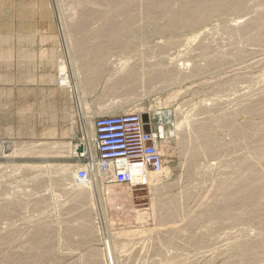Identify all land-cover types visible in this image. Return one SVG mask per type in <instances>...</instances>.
<instances>
[{"label": "rangeland", "instance_id": "obj_1", "mask_svg": "<svg viewBox=\"0 0 264 264\" xmlns=\"http://www.w3.org/2000/svg\"><path fill=\"white\" fill-rule=\"evenodd\" d=\"M14 1L54 27L62 56L25 80L0 64V87H16L0 264H264V0ZM129 112L158 134L162 170L143 187L78 181L81 132L91 146L97 117Z\"/></svg>", "mask_w": 264, "mask_h": 264}, {"label": "built area", "instance_id": "obj_2", "mask_svg": "<svg viewBox=\"0 0 264 264\" xmlns=\"http://www.w3.org/2000/svg\"><path fill=\"white\" fill-rule=\"evenodd\" d=\"M91 146L79 135L82 168L77 180L87 183L95 178L101 185L143 187L150 174L163 167L158 134L139 112L101 116L93 121Z\"/></svg>", "mask_w": 264, "mask_h": 264}, {"label": "crops", "instance_id": "obj_3", "mask_svg": "<svg viewBox=\"0 0 264 264\" xmlns=\"http://www.w3.org/2000/svg\"><path fill=\"white\" fill-rule=\"evenodd\" d=\"M30 7L28 1L25 13L18 2L0 0V64L8 65L7 80L29 79V65L55 63L62 56L54 27L41 24L37 19L32 24ZM15 95L14 82L0 87V127H14Z\"/></svg>", "mask_w": 264, "mask_h": 264}, {"label": "bare ground", "instance_id": "obj_4", "mask_svg": "<svg viewBox=\"0 0 264 264\" xmlns=\"http://www.w3.org/2000/svg\"><path fill=\"white\" fill-rule=\"evenodd\" d=\"M151 3H152V1H151ZM183 10H184V9H183ZM184 11H186V9H185ZM257 25H258V24H257ZM249 26H251V25H249ZM255 26H256V24H255ZM247 27H248V26H247ZM251 27H252V26H251ZM251 27H249V28H251ZM256 27H257V26H256ZM242 28H243V27H242ZM239 31H240V30H239ZM243 31H244V30H243ZM245 32H246V31H245ZM242 33H243V32H242ZM251 34H252V33H251ZM247 38H248V37H247ZM213 50H214V49H213ZM221 51H222V50H221ZM216 52H217V51H216ZM226 52H227V51H226ZM222 53H223V52H222ZM238 54H239V53H238ZM204 63H205V62H204ZM216 63H217V62H216ZM222 63H223V62H222ZM172 64H173V63H172ZM217 64H218V63H217ZM169 65H170V64H169ZM208 68H209V67H208ZM172 69H173V68H172ZM242 69H243V68H242ZM225 75H226V74H225ZM148 76H149V74H148ZM144 77H145V76H144ZM236 78H237V77H236ZM149 80H153V78H151V79L149 78ZM155 80H156V79H155ZM162 84H163V83H162ZM242 84H243V83H242ZM165 85H166V84H165ZM160 87H161V86H160ZM230 88H231V87H230ZM226 89H227V88H226ZM239 90H240V89H239ZM226 91H227V90H226ZM230 92H231V91H230ZM258 92H259V91H258ZM262 92H263V91H262ZM252 94H253V93H252ZM262 94H263V93H262ZM240 95H242V94H240ZM237 96H238V95H237ZM260 96H261V95H260ZM170 98H171V97H170ZM247 99H248V98H247ZM167 100H168V99H167ZM242 100H243V99H242ZM251 100H252V98H251ZM255 101H257V100H255ZM230 102H231V101H230ZM232 102H233V101H232ZM233 103H234V102H233ZM262 103L264 104V100L262 101ZM236 104H237V102H236ZM231 105H233V104H231ZM239 105H240V104H239ZM247 105H248V104H247ZM225 106H226V105H225ZM229 106H230V105H229ZM235 106H236V105H235ZM242 106H243V105H242ZM248 106H249V105H248ZM252 107H253V106H252ZM259 107H260V106H259ZM239 109H240V108H239ZM257 109H258V108H257ZM261 109H263V108H261ZM234 110H235V109H234ZM249 110H250V109H249ZM226 111H227V110H226ZM245 111H246V110H245ZM260 111H261V110H260ZM263 111H264V110H263ZM227 112H228V111H227ZM243 112H244V111H243ZM263 113H264V112H263ZM141 114H144V112H141ZM245 114H246V113H245ZM251 114H252V113H251ZM260 114H261V113H260ZM230 115H231V114H230ZM144 116H145V115H144ZM245 116H246V115H245ZM252 116H253V115H252ZM255 116H256V115H255ZM258 116H259V115H258ZM222 117H223V116H222ZM250 117H251V116H250ZM251 118H252V117H251ZM143 119H145V118H143ZM209 119H210V118H209ZM253 119H254V118H253ZM206 120H207V119H206ZM201 121H202V120H201ZM215 121H216V120H214V122H215ZM227 121H228V119H227ZM262 121H263V120H262ZM214 122H213V123H214ZM225 122H226V121H225ZM225 122L223 121L222 123H225ZM230 122H232V121H230ZM230 122H229V123H230ZM259 122H260V121H259ZM259 122H258V123H259ZM247 123H248V122H247ZM247 123H246V124H247ZM216 124H217V123H216ZM226 124H228V123H226ZM200 125H201V124H200ZM205 125H206V124H205ZM205 125H203V126L205 127ZM234 125H235V124H234ZM234 125H232V128H233ZM250 125H252V123H251ZM255 125H256V124H255ZM197 126H198V125H197ZM197 126H196V127H197ZM210 126H211V125H210ZM218 126H219V128H220L221 124L218 125ZM225 126H226V125H223V128H224ZM238 126L240 127V126H243V125H238ZM246 126H247V125L244 124V126H243L242 128H240V129L238 128V130H232V131H231V132H232V135H233V136H232V139H235V138H233V137L237 136V135L239 134L240 130H241L242 134L246 135V134H245L246 131L249 130ZM201 127H202V126H201ZM211 127H212V126H211ZM214 127H215V124H214ZM251 127H252V126H251ZM187 128H188V127H186V129H187ZM192 128H193V127H192ZM199 128H200V127H199ZM199 128H198L197 130H200ZM206 128H208V126H207ZM232 128H231V129H232ZM235 128H236V126H235ZM235 128H234V129H235ZM193 129H194V128H193ZM202 129H203V128H202ZM213 129L215 130V128H213ZM213 129H212V130H213ZM221 129H222V127H221ZM262 129H263V128H262ZM152 130H153V129H152ZM182 130H183V129H182ZM187 130H188V129H187ZM187 130H186V131H187ZM195 130H196V129H195ZM204 130H205V128H204ZM206 130H207V129H206ZM208 130H209V129H208ZM210 130H211V129H210ZM253 130H254V129H252V131H253ZM178 132H179V131H178ZM184 132H185V131H184ZM187 132H188V131H187ZM190 132H191V131H190ZM227 132H228V131H227ZM191 133H192V132H191ZM208 133H210V132H208ZM208 133H207V132H204V134H203V136H202V138H205V139H203V142H204L206 145H207L208 142H209V139H208ZM262 133H263V131H262ZM195 134H196V133H195ZM195 134H193V135H195ZM211 134H213V133L211 132ZM242 134H241V135H242ZM247 134H248V133H247ZM249 134H250V133H249ZM178 135H179V134H178ZM260 135H261V134H260ZM188 136H189V135H188ZM199 136H200V135H199ZM199 136H198V137H199ZM209 136H213V135H209ZM239 136H240V135H239ZM182 137H183V136H182ZM246 137H247V135H246ZM246 137L244 136V138H246ZM86 138H87V141H89L91 138L93 139V130H92V129L90 130V135H88V137H86ZM187 138L189 139V137H187ZM230 138H231V137H230ZM237 138H238V137H237ZM240 138H241V137H240ZM255 138H256V137H255ZM192 139L194 140V139H195V136H194V138L192 137ZM197 139H198V138H197ZM211 139H213V138H211ZM252 139H254V138H252ZM252 139H251V140H252ZM260 139H261V138H260ZM242 140H243V139H242ZM246 140H247V139H246ZM254 140H255V139H254ZM187 141H188V140H187ZM189 141H190V140H189ZM189 141H188V142H189ZM191 141H192V140H191ZM252 141H253V140H252ZM203 142L201 141L202 144H203ZM237 142H240V141H237ZM244 142H245V141H244ZM248 142H249V141H248ZM181 143H182V142H181ZM186 143H187V142H186ZM186 143L184 142V144H186ZM190 143H191V142H190ZM190 143H189V144H190ZM192 143H193V142H192ZM192 143H191V144H192ZM209 143H211V142H209ZM235 143H236V142H235ZM260 143H261V142H260ZM191 144H190V145H191ZM197 144H198V142H197ZM205 144L203 145L202 148L205 147ZM232 144H234V143H232ZM232 144H231V145H232ZM236 144H237V143H236ZM241 144H242V142H241ZM198 145H199V144H198ZM200 145H201V144H200ZM238 145H239V144H238ZM253 145H254V144H253ZM257 145H258V144H257ZM261 145L263 146V144H260V146H261ZM55 146H56V145H55ZM89 146H90V144H89ZM229 146H230V145H229ZM243 146H244V145H243ZM243 146H242V147H243ZM251 146H252V145H251ZM199 147H200V146H198V148H199ZM206 147H208V146H206ZM247 147H248V146H247ZM253 147H254V146H253ZM211 148H212V147H211ZM235 148H236V147H235ZM245 148H246V147H245ZM251 148H252V147H251ZM262 148H264V147H262ZM55 149H56V147H55ZM185 149H186V148H185ZM194 149H197V147L194 148ZM206 149H208V148H206ZM240 149H241V148H240ZM212 150H213V148H212ZM242 150H243V149H242ZM254 150H255V149H254ZM236 151H237V150H236ZM50 152H51V151H50ZM187 152H188V150H187ZM213 152L215 153V150H213ZM219 152H220V151H219ZM225 152H226V150H225ZM244 152H245V151H244ZM250 152H251V151H250ZM194 153L196 154V152H193V154H194ZM200 153H201V152H200ZM210 153H211V151H210ZM239 153H240V152H239ZM242 153H243V152H241V154H242ZM185 154H186V153H185ZM190 154H191V152H190ZM193 154H191V155H193ZM195 154H194V155H195ZM203 154H204V153H203ZM203 154H202V156H203ZM237 154H238V153H237ZM257 155H258V154H257ZM189 156H190V155H189ZM210 156H211V155H210ZM185 157H186V156H185ZM191 158H192V157H191ZM249 159H250V158H249ZM251 159H252V158H251ZM243 160L245 161L246 159H243ZM243 160H241V161H243ZM252 160H253V159H252ZM255 160H256V159H255ZM244 161H243V163H245ZM246 161H247V160H246ZM249 161H250V160H249ZM253 162H254V161H253ZM261 162H263V161H261ZM261 162H260V163H261ZM211 163H212V162H211ZM249 163H250V162H249ZM253 164H255V163H253ZM257 164H259V163L257 162ZM257 164H256L255 166H257ZM245 165H246V163H245ZM236 166H237V165H236ZM239 166H240V165H239ZM239 166H238V167H239ZM240 167H241V166H240ZM258 167H260V166H258ZM236 168H237V167H236ZM236 168H235V170H236ZM242 168H245V169H244V172H243V170H242V172H243L242 175H244L243 177H245L247 181H248V179H250V181H248V185H249V182H251V179H252V178L254 179V177L256 176V172H255V170L253 169L254 167L252 168V165H251V166L249 165V167L246 165L245 167L242 166ZM263 169H264V168H263ZM238 170L241 171V168L238 169ZM230 171H231V170H230ZM230 171H229V173H230ZM236 171H237V170H236ZM262 171H263V170H262ZM216 172H217V171H216ZM235 173H237V172H235ZM263 173H264V171H263ZM155 174H156V176H157L159 173H158V174L155 173ZM227 174H228V173H227ZM151 175H153V174H150V176H151ZM242 175L240 174V176H242ZM150 176H149V180H150ZM153 176H154V175H153ZM232 176H233V174H232ZM235 176H238V175L236 174ZM259 176H260V175H259ZM261 176H262V175H261ZM228 177H229V176H228ZM233 177H234V176H233ZM263 177H264V174H263ZM263 177H262V178H263ZM156 178H157V177H156ZM230 178H231V177H230ZM235 178H236V177H235ZM256 178H257V176H256ZM258 178H259V177H258ZM153 179H154V178H153ZM226 179H227V178H226ZM231 179H232V178H231ZM231 179H229V180L231 181ZM238 179H239V176H238ZM151 180H152V179H151ZM215 181H216V179H215ZM215 181H214V182H215ZM237 181H238V180H237ZM247 181H245V182H247ZM262 181H263V179H262ZM203 182H204V181H203ZM217 182H218V181H217ZM220 182H221V181H220ZM222 182H223V181H222ZM238 182H239V181H238ZM257 182H258V181H257ZM230 183H231V182H230ZM252 183H254V182H252ZM252 183H251V184H252ZM255 183H256V182H255ZM262 183L264 184V182H262ZM210 184H211V183H210ZM217 184H218V183H217ZM246 184H247V183H246ZM260 184H261V182H260ZM212 185H213V184H212ZM219 185H220V184H219ZM232 185L235 186V184H232ZM244 185H245V184H244ZM261 185H262V184H261ZM261 185H260V187H255V184H254L253 186H254L255 188H253L252 185H250V186H251V187L253 188V190H255L256 192H258V193H263V192H264V187H262ZM221 186H222V185H221ZM236 186H237V184H236ZM256 186H258V185H256ZM226 187H227V186H226ZM226 187H225V189H226ZM229 187H230V186H228V188H229ZM244 187H245V186L240 187V188H244ZM247 187H248V186H247ZM232 188H233V187H232ZM220 189H221V188H220ZM225 189H224V190H225ZM230 189H231V188H230ZM247 189L249 190V189H251V188H247ZM211 190H213V189H211ZM222 190H223V189H222ZM242 190H243V189H242ZM248 190H247V191H248ZM227 191H228V190H225L224 193H225V192L227 193ZM251 191H252V189H251ZM207 192H208V191H207ZM231 192H233V191H231ZM234 192H235V191H234ZM236 192H239V191H236ZM236 192H235V193H236ZM253 192H254V191H253ZM256 192H254V193L257 194ZM214 193H215V192H214ZM219 193H220V192H219ZM222 193H223V192H222ZM222 193H221V194H222ZM228 193H229V192H228ZM228 193H227V194H228ZM235 193H234V195H235ZM239 193H240V192H239ZM242 193H243V191H242ZM242 193H240V194H242ZM246 193H247V192H246ZM230 194H233V193H230ZM248 194H249V193H247L246 195L248 196ZM206 195H207V194H206ZM206 195H205V196H206ZM209 195H210V194H209ZM217 195H218V194H217ZM225 195H226V194H225ZM225 195H224V196H225ZM228 195H229V194H228ZM234 195H232V198H233ZM237 195H238V194H237ZM237 195H236V196H237ZM242 195H243V194H242ZM259 195H260V194H259ZM238 196L240 197V195H238ZM247 196H246V197H247ZM252 196H255V195H254V194H253V195H249V198H247V200L250 199V200L253 201V197H252ZM207 197H208V196H207ZM230 197H231V196H228V198H230ZM239 197H237V198H239ZM242 197H243V196H242ZM246 197H245V199H246ZM257 197H258V196H257ZM259 197H260V196H259ZM235 198H236V197H234V200H235ZM255 198H256V197H255ZM255 198H254V199H255ZM204 199H205V198H204ZM243 199H244V198H243ZM240 200H241V199H240ZM247 200H245V202H246ZM255 200H257V199H255ZM204 201H205V200H204ZM219 201H220V200H219ZM228 201H229V200H228ZM252 201H251V202H252ZM261 201H262V200H261ZM261 201H259V203H261ZM202 202H203V201H202ZM232 202H233V200H232ZM232 202L230 201L231 205L234 204V203L232 204ZM234 202L236 203V201H234ZM237 202H238V201H237ZM239 202H241V201H239ZM243 202H244V200H243ZM243 202H241V204H242ZM245 202L243 203L244 205H245ZM251 202H250V204H252ZM255 202H256V201H255ZM255 202H253V203H255ZM262 202H263V201H262ZM206 203H208V202H206ZM230 203H228V204L230 205ZM214 204H215V203H214ZM228 204H226V205L228 206ZM257 204H258V203H257ZM199 205H200V204H199ZM234 205H236V204H234ZM234 205H233V206H234ZM220 206H221V205H220ZM223 206H224V205H223ZM233 206H232V207H233ZM252 206H253V204H252ZM232 207H230V208L232 209ZM202 208H203V207H202ZM227 208H228V207H226V210H227ZM204 209H206V208H204ZM208 210H209V208H208ZM224 210H225V209H224ZM229 210H230V209H229ZM203 212H204V211H203ZM206 213H208V212H206ZM201 214H202V213H201ZM202 216H203V215H202ZM206 216H208V215H206ZM127 233H129V232H127ZM130 233H131V232H130ZM120 235H121V234H120ZM127 235H128V234H127ZM116 236H117V235H116ZM118 236H119V235H118ZM122 236H123V235H122ZM124 237H125V234H124ZM260 251H261V250H260ZM262 251H263V250H262ZM255 255H256V253H255ZM260 255H262V254H260ZM258 256H259V255H258Z\"/></svg>", "mask_w": 264, "mask_h": 264}]
</instances>
